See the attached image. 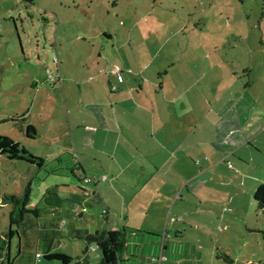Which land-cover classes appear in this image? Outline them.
Returning <instances> with one entry per match:
<instances>
[{
  "label": "rangeland",
  "instance_id": "obj_1",
  "mask_svg": "<svg viewBox=\"0 0 264 264\" xmlns=\"http://www.w3.org/2000/svg\"><path fill=\"white\" fill-rule=\"evenodd\" d=\"M107 79L121 90L111 93ZM119 123L143 136L155 128L162 140L180 125L164 179L148 177L149 154L124 144ZM0 134L44 159L0 154V233L12 208L4 196L29 184L42 218L64 226L58 251L85 247L72 220L93 233L127 218L190 243L194 264H226L223 253L264 263V212L253 197L264 182V0H0ZM167 152L155 154L159 165ZM124 186L139 195L122 202ZM155 187L163 194L152 195L147 226L136 203ZM56 196L61 215L49 208ZM30 236L21 252L13 237V264H63L37 258L42 241ZM89 254L99 261L100 249Z\"/></svg>",
  "mask_w": 264,
  "mask_h": 264
},
{
  "label": "trees",
  "instance_id": "obj_2",
  "mask_svg": "<svg viewBox=\"0 0 264 264\" xmlns=\"http://www.w3.org/2000/svg\"><path fill=\"white\" fill-rule=\"evenodd\" d=\"M31 1V0H30ZM112 91L116 88L111 84ZM22 120H27L25 114ZM12 120L17 118L12 116ZM8 120V119H5ZM36 128L27 123V136L34 137ZM0 154L10 159H21L42 166L44 159L31 153L24 145L8 135L0 134ZM81 168V167H80ZM1 185V180H0ZM1 189V188H0ZM54 188H49L46 193H51ZM30 185L28 184L22 194L8 193L3 200L12 204L9 211V229L6 233H0V264H13L11 258V242L15 235L19 238V252L23 245L30 241V231L35 232L38 246L42 241V250L36 251L37 258L57 260L63 264H194L197 263V253L190 243L179 240L178 237H170L167 233H159L152 230H144L137 227L124 225L119 228H98L95 232L77 227L72 222L71 236H76L85 241V247L77 256L57 250L64 237L63 225L60 220L42 218L38 205H31ZM254 199L264 212V182L255 189ZM62 198L55 197L53 204H59ZM74 230V233L72 232ZM264 240V227L260 229ZM177 236V235H176ZM100 249V259L90 263V247ZM221 257L226 264H264L245 261L236 263L234 258L223 253Z\"/></svg>",
  "mask_w": 264,
  "mask_h": 264
},
{
  "label": "crops",
  "instance_id": "obj_3",
  "mask_svg": "<svg viewBox=\"0 0 264 264\" xmlns=\"http://www.w3.org/2000/svg\"><path fill=\"white\" fill-rule=\"evenodd\" d=\"M244 74H246L248 79L251 80L250 67H245ZM96 77H97L96 78L97 82H100V84H101V82H103V84H105L104 80L101 79V76H96ZM119 80H121V79H119ZM88 82L91 83V81H88ZM107 84H108V87H109L111 93L121 90V87H120L121 84L120 83H119L120 85H118V88L116 90H113V91L111 89V84L113 85V82L108 80ZM102 87L104 88L103 85H102ZM141 88L142 87L140 86V89ZM138 126L139 125L137 124L136 125L137 128L135 129L131 125H125V124L119 123V127L118 128H119V131L121 132L120 137H123L124 144L129 145V147L130 146L133 147L135 149L136 153L140 154L139 157H145L146 155L149 154L148 156H149V158H151L150 161H149V165H150V167H154L156 169V171H153V172H151L149 174V176H148L149 178H151V177L156 178L157 175L159 174L161 176L160 179H164L163 176L164 175L166 176V172H165L164 166L167 164V161L169 160V158H171L172 152L176 151L175 149H170V147H169V144L172 143V131L173 130H178L177 128L180 127V125L179 124H175V127L172 128V126H173V124H172L171 127L168 128L167 131H171L168 136L165 135V137H168V140L165 137H164L165 138L164 140L156 138L157 135L155 134V131H156L155 128H152V130L150 129V133H149L148 136L146 134H144V136H143V135L140 134V132L137 131L138 130ZM182 126L183 125L181 124V128H182ZM129 147H127V148L130 149ZM163 150L168 151V152L163 156L164 157V161H161L162 163L160 162V165H159L158 160L156 158V155H158ZM141 154H144V155H141ZM150 155H152V156H150ZM134 158H136V160L139 161V158H137L136 154L134 155ZM139 164H140V161H139ZM79 166L82 167L81 164H79ZM141 168H142V164H140V166H139L140 172L138 174H141V171H143L145 166H144V168L142 170H141ZM83 171H84V169H83ZM116 175H117L116 178H118L119 173H117ZM136 177H134L133 179H135ZM105 178L107 179L108 177L105 176ZM136 182H137V179H136ZM138 191H140V190L131 189L130 187H125L124 186V187H120L118 189V195L121 196L122 202H125L126 201V196L125 195L131 194L130 201H133L134 198H136V196L139 195ZM146 194H147L148 199H145V198L139 199L138 202L136 203V209L140 210L142 212L140 214V217H141V221L140 222H142V224H148L147 226H151L150 223H146V222L152 221V218H150V219L146 218L145 219V218H142V215L145 216V217H148L150 215L151 212H149V208L152 207L151 204L154 202V200H152V195L163 194V191H162V188L155 187L154 189H152L151 192L149 190L148 193H146ZM89 204L92 205V203H89ZM144 204L146 205L145 207L142 206ZM31 205H36V204L31 203ZM83 206H84V204H83ZM49 208H50V211H52L54 213L59 212V214L61 215V211H59L60 208H61V202L58 205L57 204L49 205ZM150 211H153V210H150ZM162 212H163L162 220H164V223L166 224L167 214H165V210H163ZM77 214L79 216H82L83 212L80 210V212L77 213ZM56 215H57V213H56ZM102 218H103L104 221H106L105 217L102 216ZM55 220H58V219H55ZM72 222H74V221L72 220ZM64 223L67 224L68 222L65 220ZM124 225H128V226L144 229L142 227H139L140 225H132V224H130L127 218H126L125 223L122 226H124ZM103 227H105V226H103ZM103 227H101V228H103ZM144 230L155 231L156 229L154 230V229L147 228V229H144ZM155 232H159V233H163V234L167 233V235H169L170 237H173L170 234H168L167 230H164V231H158L157 230ZM92 248H93V246L90 247V249H92ZM99 257H100V254H99Z\"/></svg>",
  "mask_w": 264,
  "mask_h": 264
},
{
  "label": "built area",
  "instance_id": "obj_4",
  "mask_svg": "<svg viewBox=\"0 0 264 264\" xmlns=\"http://www.w3.org/2000/svg\"><path fill=\"white\" fill-rule=\"evenodd\" d=\"M115 72L117 73V75L119 76V78L121 79L122 78V72L120 70V68L118 66H116L115 68ZM114 87V86H113Z\"/></svg>",
  "mask_w": 264,
  "mask_h": 264
}]
</instances>
